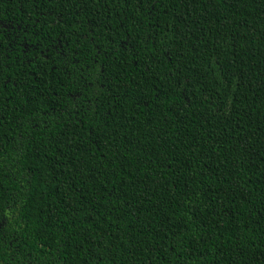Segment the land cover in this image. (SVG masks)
Here are the masks:
<instances>
[{"label": "trees", "instance_id": "1", "mask_svg": "<svg viewBox=\"0 0 264 264\" xmlns=\"http://www.w3.org/2000/svg\"><path fill=\"white\" fill-rule=\"evenodd\" d=\"M0 264H264V0H0Z\"/></svg>", "mask_w": 264, "mask_h": 264}]
</instances>
